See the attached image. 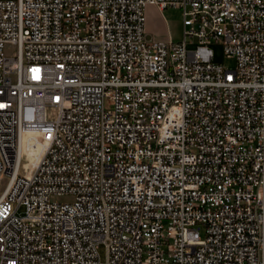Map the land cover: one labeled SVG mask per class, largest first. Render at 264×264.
<instances>
[{"label":"built area","instance_id":"built-area-1","mask_svg":"<svg viewBox=\"0 0 264 264\" xmlns=\"http://www.w3.org/2000/svg\"><path fill=\"white\" fill-rule=\"evenodd\" d=\"M0 264H264V0H0Z\"/></svg>","mask_w":264,"mask_h":264},{"label":"rangeland","instance_id":"rangeland-1","mask_svg":"<svg viewBox=\"0 0 264 264\" xmlns=\"http://www.w3.org/2000/svg\"><path fill=\"white\" fill-rule=\"evenodd\" d=\"M184 10L179 7L168 6L164 11L160 9H146V38L156 41H170L180 42L184 36ZM148 27L152 31H148ZM159 36H157V35ZM156 36V38L154 37ZM166 36V38L164 37ZM197 42L188 43V49H195ZM8 48V47H7ZM210 48L214 53V61L221 63L229 69L236 67V60L225 53L224 44L220 41H213ZM8 48V54L11 52ZM56 201H71L73 199L70 195L53 197ZM20 215L24 214L22 208L19 212ZM201 235L204 236V226H200ZM102 259L105 258V247L101 246L99 249Z\"/></svg>","mask_w":264,"mask_h":264},{"label":"crops","instance_id":"crops-1","mask_svg":"<svg viewBox=\"0 0 264 264\" xmlns=\"http://www.w3.org/2000/svg\"><path fill=\"white\" fill-rule=\"evenodd\" d=\"M148 9H157L158 7L155 5H148L147 6ZM159 9V8H158ZM164 10H161V12ZM148 31H152L150 27H148ZM157 35V34H156ZM158 36V35H157ZM156 38V36H154ZM159 37V36H158ZM166 38V36H164Z\"/></svg>","mask_w":264,"mask_h":264}]
</instances>
